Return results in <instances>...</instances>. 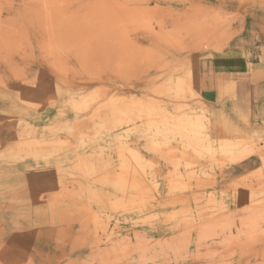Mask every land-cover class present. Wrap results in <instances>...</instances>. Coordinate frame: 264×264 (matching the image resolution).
I'll return each instance as SVG.
<instances>
[{"label": "rangeland", "instance_id": "1", "mask_svg": "<svg viewBox=\"0 0 264 264\" xmlns=\"http://www.w3.org/2000/svg\"><path fill=\"white\" fill-rule=\"evenodd\" d=\"M264 0H0V264H264L260 150L216 141L191 66Z\"/></svg>", "mask_w": 264, "mask_h": 264}, {"label": "crops", "instance_id": "2", "mask_svg": "<svg viewBox=\"0 0 264 264\" xmlns=\"http://www.w3.org/2000/svg\"><path fill=\"white\" fill-rule=\"evenodd\" d=\"M190 79L213 139L260 148L224 167L219 182L227 188L264 176V9L252 7L224 47L193 61Z\"/></svg>", "mask_w": 264, "mask_h": 264}]
</instances>
